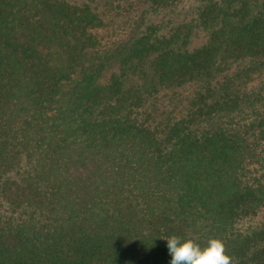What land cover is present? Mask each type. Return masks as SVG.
Returning a JSON list of instances; mask_svg holds the SVG:
<instances>
[{"label":"trees","instance_id":"obj_1","mask_svg":"<svg viewBox=\"0 0 264 264\" xmlns=\"http://www.w3.org/2000/svg\"><path fill=\"white\" fill-rule=\"evenodd\" d=\"M264 264V0H0V264Z\"/></svg>","mask_w":264,"mask_h":264},{"label":"clouds","instance_id":"obj_2","mask_svg":"<svg viewBox=\"0 0 264 264\" xmlns=\"http://www.w3.org/2000/svg\"><path fill=\"white\" fill-rule=\"evenodd\" d=\"M166 241L169 264H232L226 254L223 241L211 238L203 246L190 238L170 235L161 238Z\"/></svg>","mask_w":264,"mask_h":264}]
</instances>
